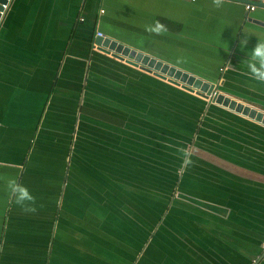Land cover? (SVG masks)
Instances as JSON below:
<instances>
[{
    "label": "crops",
    "instance_id": "1",
    "mask_svg": "<svg viewBox=\"0 0 264 264\" xmlns=\"http://www.w3.org/2000/svg\"><path fill=\"white\" fill-rule=\"evenodd\" d=\"M263 4L258 0H227L217 9L212 0H11L0 24V178L16 177L28 186L39 183L35 170L47 168L59 158L53 152L59 145L58 135L69 134L73 142L81 129L88 133L96 128L107 136V149L117 145L122 157L131 161L118 178L131 173L134 183H140L145 178L143 171L150 178V174L158 175L157 168H165L169 176L160 180L168 189L155 186L148 190L157 182L148 179V191H128L134 199L131 212L136 229H117L118 235L96 245L101 264H254L262 256L264 241V126L193 94L174 96L168 87L180 88L129 64L121 53L113 56L101 51L96 40H116L134 52L217 85L225 95L264 113V85L250 79L243 63L257 40H264ZM247 5L255 8L247 10ZM156 21L167 31L160 35L145 31ZM98 32L103 37H98ZM245 39L247 44L242 48ZM157 84H166L160 108L169 115L170 123L164 118V129H160L157 117ZM232 88L245 89L249 97L236 95ZM143 89L146 93L142 97ZM98 99L105 104L117 103L116 114L124 121L117 126L118 131L110 124L111 130L106 132L90 120L91 116L81 115L82 105L93 110ZM199 99L206 102V109L215 106L222 111L213 113L212 121L206 120L207 112L201 111ZM111 131L118 138L111 140ZM41 132L51 136L48 146L45 136L38 141ZM159 133L166 138L161 139ZM187 133L189 140L181 148L180 137ZM173 141L177 151L189 152L191 166L184 167L177 153L171 159L159 157L154 142L167 148L174 147ZM83 142L82 150L89 153L90 140L83 138ZM46 150L51 151L50 158ZM125 152L134 155L126 156ZM33 153V173L25 175ZM25 157L23 165L19 161ZM179 173L181 183H176ZM121 181L126 183L127 177ZM180 184L184 188L181 192ZM158 196H164L159 198L168 206L152 219V229L142 228L143 217L154 214L142 210L143 200ZM57 198L53 195L41 206L43 237L27 246L32 248L26 255L0 256V263L58 262V258L52 262V249L49 256L46 254L56 238L65 236L64 228L59 233L56 225ZM12 206L0 179V246L13 230ZM84 211L90 216L87 204ZM169 214L172 228L166 229L160 225ZM72 228L79 230L78 226ZM81 230H87L86 226ZM82 237L84 247L89 246L85 254H92L93 242L88 243L84 234ZM38 247L43 248L40 253Z\"/></svg>",
    "mask_w": 264,
    "mask_h": 264
},
{
    "label": "rangeland",
    "instance_id": "2",
    "mask_svg": "<svg viewBox=\"0 0 264 264\" xmlns=\"http://www.w3.org/2000/svg\"><path fill=\"white\" fill-rule=\"evenodd\" d=\"M220 90H222L221 87ZM232 90L238 96L243 95V97H249L245 89L232 88ZM98 95L103 97L108 94ZM243 103L249 105L247 102ZM81 115L83 116V112ZM33 124L34 122L32 121L30 124L32 130H34L32 128ZM113 127L111 125V128ZM111 128L109 126L101 127L106 132L111 130ZM115 130L118 131L119 129L115 127ZM82 132L83 130L81 129L75 134V141L73 142L69 134L63 133L58 135L57 138H60L59 145H56L54 148L57 149L53 151L57 158L59 156L57 162L55 164L49 163L47 168L42 167L39 170H35V177H39L41 180L39 183L30 182L28 186V182H24L23 180L22 183L36 196L38 210L35 213H25L13 202L12 211L10 212V218L14 222L13 230L7 232L4 245L0 246V256H14L19 258V256L26 255V252L32 248L27 246L33 242H38L40 237H43L42 233L45 230L39 227L42 226L41 224L44 221V212L41 210V206L49 203L53 195L55 197L58 196L56 225L59 228V233L64 228L65 236L62 239L56 238L53 241V247L47 248V256H49V251L51 249L53 250L51 253L52 262H54V258H58V262L52 264H101V256H96L97 254L100 255V253L96 252L97 246H101L105 239L110 238V235H118V232H116L117 229L131 232L135 228L133 212H131L134 209V199H132V195L128 191L140 190L144 193V191L154 190L155 186L151 185V188H147L148 190L141 189L137 186L136 182L134 183L133 176H130L131 173L118 178V175L124 172V167L128 166L131 161L122 157L121 152L117 150V145H111L110 149H107V144L109 143V141L106 143L107 136L96 128L90 130L88 133ZM44 136L47 139L46 145L48 146L50 144L48 143L51 137L50 135H44L41 132L38 141L40 142L44 139ZM83 138H88L91 142L90 146L92 149H90L91 151L89 153L87 150H82L86 144V142H83ZM110 138L114 140L118 136L115 135L114 131H111ZM35 148L38 149V146L35 145ZM45 152V155L47 154L48 158H50L51 151L46 150ZM130 153L125 152L123 154L126 156L134 155ZM34 155V153L31 154L25 175L33 173L32 170L34 169L30 164L33 162ZM26 157L28 159V155ZM26 157L19 162L24 165ZM143 157H146V155L143 154ZM147 174L149 173L143 171V175H145L144 180L160 181L169 177L166 174H158L156 176L150 174L151 177L149 178ZM126 177L127 182H122L121 179ZM179 179H181L180 173L176 178V183H181ZM175 189H177V186ZM183 189L182 184H180L178 190L181 192ZM124 191L125 193H123ZM75 193L78 194L79 204L75 198L77 196ZM103 193H106V195L102 196ZM80 197H83V200ZM127 197H130V199ZM159 197L164 196H158L148 201L143 200L142 210L154 214L143 217L144 219L141 223L142 228L153 225L152 219L159 216V213L164 207L168 206L167 201ZM61 199L62 202L59 203ZM147 203L151 206H148ZM84 204H87L90 216L85 214ZM150 210L153 212H150ZM165 214L166 211L163 212L164 216ZM171 219L172 217L169 214L163 220V225L160 226L166 229L172 228L170 227L172 224ZM77 226L79 230L75 232L72 227ZM82 226H86L87 230H81ZM152 228V226L149 227V229ZM103 231L107 234H104ZM83 234L87 237L86 240L88 243L93 242L94 244V252L92 254H85L89 246L84 247L86 244H84ZM38 250L40 253L43 248L38 247Z\"/></svg>",
    "mask_w": 264,
    "mask_h": 264
},
{
    "label": "water",
    "instance_id": "3",
    "mask_svg": "<svg viewBox=\"0 0 264 264\" xmlns=\"http://www.w3.org/2000/svg\"><path fill=\"white\" fill-rule=\"evenodd\" d=\"M5 3L6 0H0V12L3 10L2 5ZM96 45L101 51L111 53L113 56H117L118 53H121L127 58L126 61L129 64L140 67L144 72L151 74L153 77L163 82L180 88L189 94L198 96L208 103H212L235 115L253 120L264 126L263 112L225 95L217 85L211 86L208 82L198 79L187 72L178 70L162 61L151 58L142 52H134L129 47L122 45L116 40H111L110 38L97 39Z\"/></svg>",
    "mask_w": 264,
    "mask_h": 264
},
{
    "label": "clouds",
    "instance_id": "4",
    "mask_svg": "<svg viewBox=\"0 0 264 264\" xmlns=\"http://www.w3.org/2000/svg\"><path fill=\"white\" fill-rule=\"evenodd\" d=\"M227 0H212V5L217 9L222 8ZM145 31L160 35L167 31L166 26L159 21L154 25H147ZM247 40L241 41L243 48ZM247 68V75L258 84L264 85V40H257L254 48L247 52V59L243 60ZM182 153L183 166L188 167L193 164V160L187 150L180 149ZM3 179L5 190L12 201L25 213H35L38 210L37 198L32 191L16 177Z\"/></svg>",
    "mask_w": 264,
    "mask_h": 264
},
{
    "label": "trees",
    "instance_id": "5",
    "mask_svg": "<svg viewBox=\"0 0 264 264\" xmlns=\"http://www.w3.org/2000/svg\"><path fill=\"white\" fill-rule=\"evenodd\" d=\"M142 78H144V80L149 79V77H145V76H142ZM165 87H166V84H164V85L157 84V87H156V91L158 92V96H159V101H158L159 110L157 111L158 112L157 113V117H159V123L160 122L162 123L159 126L160 129H164L165 128V126H164L165 124H163L164 123V118L167 119L168 124L170 123V120L168 118L169 115H165L164 114V111L160 108L163 105V102H162L163 101V99H162L163 94L162 93H164V91L162 89H164ZM169 90L172 91V93H173L174 96H177V94H186V92H183V91L178 90V89L173 88V87H168V91ZM142 92L143 93L141 95L143 97L144 96L143 94H144V92L146 93V91L143 89ZM134 93H135V91H134ZM137 93H139V92H137ZM145 98H146V96L143 99L145 100ZM148 99L149 98H147V100ZM191 99H192V97H191ZM176 104L177 103H175V105ZM199 104L201 105V108H200L201 111H205V109H206L205 108L206 102L199 99ZM112 105H115V108L112 107ZM116 105H117V103H113V102H111V103L109 102L108 103L107 102L105 104V103L101 102V100H99V104L95 108H93V110H91L85 104L82 105L80 109H81V112H83V115L86 114L88 116H91L90 120L92 122L96 123V126H98L99 128H100V126L101 127H105V126H108L110 124L112 126H114V127H117L120 123L122 124L124 121L118 119V115L116 114L117 113ZM108 110H110V111H108ZM219 110L222 111V109H220L218 107H215V106H213L211 108L209 107V109H206V112L208 113V114L205 113L206 114V120L212 121L211 118H212L213 113H216ZM109 112H111V113H109ZM191 126H193L192 121H191ZM186 128H189V127H186ZM226 128H227V131H228L229 130L228 127H226ZM159 135H160V138L161 139L166 138L164 135H161L160 133H159ZM187 135H189V134L187 133V134H185V136L184 135H181V137H180L182 139V144H180L181 145V148L183 146H185V144H187V141L189 140V136L187 137ZM154 144H155V146H157V147L154 146L156 148V151L158 153H160L159 154L160 155L159 157L162 156V157H168L169 159H171L172 157H170V156L173 155V154L175 155V153H177L179 157H182V155H181L182 153L180 151H177V148L176 147H178V145H176L175 142H174V144L171 143L172 145H174V147L168 146L167 148L166 147H163V146H160V143L157 144L156 142H154ZM157 169H159V171H158L157 174H159V175L166 174L165 168H157ZM173 169L177 173V170L179 168H178V166L175 165V167H173ZM176 173L174 174L175 176H176ZM155 174H156V172H155ZM146 183L147 182L145 180H143V182L137 183V186H139L141 189H145ZM152 185L153 186H156V187L158 186V189L159 190H163V189H168L169 188V187L168 188H165L166 187L165 186V183L162 182V181H157L155 184H152ZM174 185H175V183H174Z\"/></svg>",
    "mask_w": 264,
    "mask_h": 264
},
{
    "label": "built area",
    "instance_id": "6",
    "mask_svg": "<svg viewBox=\"0 0 264 264\" xmlns=\"http://www.w3.org/2000/svg\"><path fill=\"white\" fill-rule=\"evenodd\" d=\"M10 1L11 0H6V3L4 5H2V8L3 10L0 12V24L2 22V19H3V16L5 15L6 11L8 10V6L10 5ZM190 2H195L196 0H188ZM260 2H263L264 3V0H258ZM255 7L253 5H247L246 6V9L247 10H253ZM97 36L98 37H103V35L101 33H97ZM261 253H262V256L259 260L255 261L254 264H264V241L261 243Z\"/></svg>",
    "mask_w": 264,
    "mask_h": 264
}]
</instances>
